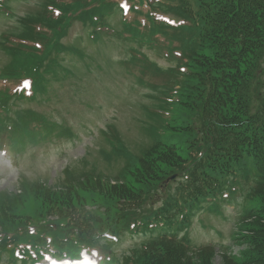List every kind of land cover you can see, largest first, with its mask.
I'll use <instances>...</instances> for the list:
<instances>
[{"label": "trees", "instance_id": "trees-1", "mask_svg": "<svg viewBox=\"0 0 264 264\" xmlns=\"http://www.w3.org/2000/svg\"><path fill=\"white\" fill-rule=\"evenodd\" d=\"M9 1L0 0V15L4 18L11 13ZM62 1L48 0L44 5V16L37 15L36 20H18L20 29L16 33H0V50L10 58L11 63L0 69V147L15 148L24 137L36 140L62 129L60 124L47 120L43 115L27 109L13 110L11 101L44 95L49 77L58 78L57 72L63 70L61 55L71 49H66L60 38L73 20L84 19L91 27L88 35L95 42L106 35L118 39L125 36L124 30L112 32L111 25L106 22L108 15L114 14L112 10H119L117 2H106L92 13L90 9H82L83 5L72 8L69 4L62 8ZM142 1L139 0V5L143 4ZM151 1L147 6L149 10L141 9L147 19L146 24L141 28L139 22L130 20L125 22L124 29H143L140 43L150 42L154 36L160 39L157 37H160L158 30L164 21L156 18L155 12L163 6L189 21L193 40L183 46L178 45L180 50L177 52H172L170 42H167L166 48L172 60L182 62L186 75L196 87L192 95L185 99L188 105H184L200 107L198 109L205 123V128L201 130L204 142L194 144V151L201 155L192 157L190 167L174 147L155 143L139 158L136 166L127 169V181L122 177V180L112 182L99 176L85 175L73 183L66 181L60 184L59 189L35 184L30 187L29 194L41 204L44 219L53 216L57 221L56 229L51 230L48 236L54 238L58 231L64 236L70 230V241L76 242L82 237V243H87L88 239L108 231L122 233L131 223L126 219V212L135 210L142 202V188L153 186L169 171L183 170L187 175L178 194L152 214V222H132L138 229H153L152 224L159 226L158 232L142 247L139 262L214 264L215 250L212 247L195 248L181 240L179 232L190 224L196 207L208 198L220 195L228 187V178L252 181L250 194L259 198L261 204L247 211L239 224L242 234L238 239L244 243L246 252L239 260L224 253L220 264H264V87L263 93L258 95L253 90L252 81L260 70L264 55V0H179V4L165 2L166 5ZM49 5L60 8V12L54 14L51 8H47ZM38 28L45 29L46 34L40 33ZM42 36H45L44 39ZM149 45L152 49L157 48L153 42ZM131 55L142 56L132 49ZM66 74L70 73L66 71ZM26 79L31 86L28 93L18 90ZM36 118L40 120L39 126L33 124ZM186 131L193 133L191 127ZM161 166H165L164 171H169L161 172ZM79 191L98 196L106 205L95 207L94 211L83 209L79 203ZM15 198L3 195L0 200L3 235L17 226H26V221L19 225L14 214ZM0 242L14 243V240L11 236L0 235ZM50 243H45L47 251ZM53 246L57 256L80 255L68 252V246L55 243ZM5 251L11 262L13 247ZM99 258L105 261L98 254Z\"/></svg>", "mask_w": 264, "mask_h": 264}, {"label": "rangeland", "instance_id": "rangeland-1", "mask_svg": "<svg viewBox=\"0 0 264 264\" xmlns=\"http://www.w3.org/2000/svg\"><path fill=\"white\" fill-rule=\"evenodd\" d=\"M47 1L10 0V16L4 18L0 15V33H16L20 29V19L33 21L37 15L44 16ZM109 1L117 2L120 8L112 10L114 14L108 15L106 22L111 25L112 32L124 30L125 36L118 39L106 35L95 42L89 39L91 27L84 19L76 18L60 38L61 44L72 50L68 49L61 55L63 70L57 72L58 78L49 77L44 95L28 101H11L13 110L27 109L43 115L47 120L60 124L66 132L58 134L54 130L32 143L24 137L15 154L7 147L0 151V200L3 195L16 196L14 214L19 225L26 221V226H17L3 235L4 224L0 219V234L14 240V243L0 242V264H47L52 255L45 253L46 242L68 246L70 253L83 252L84 259L93 264L95 261L89 256L98 254L105 258L101 264H140V251L151 232L135 228L132 222L143 221L151 210L167 200L184 181L181 173H167L160 178V184L142 188V202L135 210L126 212V219L131 223L122 233L108 231L88 239L87 243H82V237L76 242L70 241V230L64 236L58 231L54 238L48 237L51 230L56 229L57 221L53 216L43 218V208L29 194L30 187L42 184L59 189L60 184L66 181L73 183L85 175L99 176L112 182L122 177L127 181V169L136 166L139 156L155 141L174 144L182 157H187L190 151L188 144H196V140H199L197 143L204 142L201 130L205 123L200 107L184 105L187 104L185 99L196 90L194 81L186 75L182 62L170 58L166 48L170 42L172 52H177L180 50L178 45L183 46L193 40L189 21L166 7L158 8L155 12L157 18L165 21L158 30L160 39L154 36V40L140 43L139 36L144 30L124 29V24L132 20L145 25L147 19L142 10H149L147 6L151 0H143L142 5H139V0H63L60 6L64 8L70 4L74 8L83 5L82 9H90L93 13L98 6ZM156 1L179 4V0L151 2ZM192 3L196 6L194 1ZM49 6L47 8H51L54 14L60 12V8ZM38 31L42 34L47 32L42 28ZM42 37L44 39L45 36ZM151 42L156 49L151 48ZM131 49L142 56L131 55ZM9 64L10 58L0 50V69ZM66 71L70 74L67 75ZM252 81L253 90L261 95L264 55L260 70ZM37 119L33 124L38 126L40 120ZM188 127L195 131L194 136L187 133ZM160 169L163 172L166 168L161 166ZM233 188L225 190L213 202L205 203L183 233L184 240L194 246H213L214 264H220L224 253L239 260L246 252L244 243L238 239L242 234L239 223L246 211L261 204L258 198L250 199L239 185ZM78 198L87 211L106 205L93 194L79 191ZM25 233L30 235L25 237ZM2 246L7 248H3L5 250L13 247L20 256L13 255L10 262ZM64 261L70 262L68 259Z\"/></svg>", "mask_w": 264, "mask_h": 264}]
</instances>
